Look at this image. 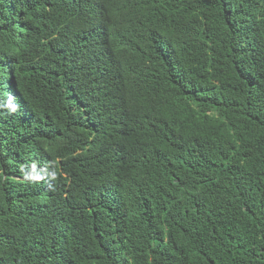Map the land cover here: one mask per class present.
Listing matches in <instances>:
<instances>
[{
	"label": "trees",
	"instance_id": "1",
	"mask_svg": "<svg viewBox=\"0 0 264 264\" xmlns=\"http://www.w3.org/2000/svg\"><path fill=\"white\" fill-rule=\"evenodd\" d=\"M0 264H264V0H0Z\"/></svg>",
	"mask_w": 264,
	"mask_h": 264
}]
</instances>
